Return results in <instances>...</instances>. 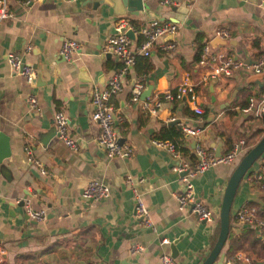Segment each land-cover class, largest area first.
I'll return each mask as SVG.
<instances>
[{"label": "crops", "instance_id": "0c3cea01", "mask_svg": "<svg viewBox=\"0 0 264 264\" xmlns=\"http://www.w3.org/2000/svg\"><path fill=\"white\" fill-rule=\"evenodd\" d=\"M7 2L10 15L0 21V133L8 142L6 156L0 161L4 264H89L91 260L98 264H161L163 253L171 254L179 264H197L215 240L230 173L246 148L263 133L262 120L252 123V117L241 108L250 95L264 90L263 73L246 68L229 76H213L216 64L200 63L201 49L209 43L218 54L243 62L264 56V11L258 0H142L141 9L128 0ZM120 18H127L134 28L169 19L179 29L174 36L175 50L161 53L158 45L168 36L161 37L149 54L150 69L145 73L136 62L123 80L122 90L112 96L117 114L114 129L122 138L120 143H129L136 152L129 157H108L96 141L100 128L91 118L90 92L95 86L104 87L120 66L118 56L101 52L104 40L118 33L115 22ZM217 29H225L228 36L215 35ZM70 39L78 45L71 62L58 53L62 42ZM132 39L134 43L139 36L133 32ZM8 52L18 53L33 66V83L13 70L6 59ZM137 74L144 75V90L150 88L142 98L175 91L185 82L193 85L203 112L197 114L195 103L182 98L165 100L155 115L148 113L140 100L130 98ZM30 94L36 96L38 109L29 106ZM56 108H62L68 117L75 149L52 133ZM169 116L179 122L169 123ZM176 124L182 130L177 140L183 151L178 149L180 158L193 163L199 159L197 146L221 155L241 139L246 141L231 162L210 164L192 178L196 195L214 211L210 223L178 208L177 194L183 184L166 144L172 140L162 138ZM183 126L200 128V132L194 136ZM156 140L164 142L158 145ZM262 164L264 154L243 176L235 193L229 235L222 247L223 264H264V231L235 222L236 210L245 202L259 207L264 218V187L249 178ZM92 179L108 184L106 197L88 200L82 195ZM133 187L141 193L154 227L144 226L135 214ZM27 206L42 209L45 215L32 218ZM134 244L140 249H134Z\"/></svg>", "mask_w": 264, "mask_h": 264}, {"label": "built area", "instance_id": "2783aa9c", "mask_svg": "<svg viewBox=\"0 0 264 264\" xmlns=\"http://www.w3.org/2000/svg\"><path fill=\"white\" fill-rule=\"evenodd\" d=\"M29 2L30 0H25ZM167 2V0H165ZM261 9L264 11V0H258ZM10 15L9 5L7 0H0V21ZM131 22L127 18H120L115 22L118 33L109 35L101 46V52L111 53L119 57L121 63L116 71L109 76L106 85L102 88L95 86L90 92V102L93 105L91 112V118L99 123V132L96 135L97 143L102 146L108 157H129L135 154L136 150L129 143H120V135L114 129V121L117 118L114 107L111 103L112 96H115L122 90L123 80L126 79L127 74L130 72L131 67L135 64L137 55H149L154 46L158 44L161 37L168 36L165 41H162L158 46L159 50L163 54H169L175 50L174 36L177 34L179 25L174 20H152L149 23H143L137 27H133ZM124 28H131L134 33L139 36L138 41L133 43V39L125 33ZM215 35L219 37L228 36V32L225 29H217ZM78 45L70 39L64 40L59 48V55L66 60L71 61L73 53L76 52ZM29 48V45H27ZM8 63L13 70L22 75L27 83H33L35 79V70L29 63L22 61L20 55L16 52H8L6 55ZM199 62L215 63L213 68V76L225 75L229 76L232 72L238 68H246L254 73H263L261 82L264 88V56L254 59L250 62H243L241 60H234L224 54H218L214 51L209 43H205L201 49ZM144 75H135L133 83L130 89V98L133 101H141L142 108L150 114L155 115L157 110L163 106L165 100H180L182 98L192 101L195 104L193 109L197 114L203 112L201 103H198V93L196 88L188 84L187 82L179 85L175 91L166 90L162 94L158 93L154 96L152 94L141 97L144 90ZM28 104L31 108L38 109L37 98L34 94H30L28 98ZM243 112L250 115L253 118L262 120V129L264 132V90L257 95H250L247 99V103L241 108ZM176 119L175 116H169L166 120L171 121ZM53 124L56 129V136L64 142L70 148H76V142L70 136L68 132V117L62 108H56L53 111ZM185 132L197 136L200 132V128H193L183 126ZM158 145H161L164 141L156 140ZM168 148L172 157L176 162L173 164V169L179 174V179L183 184L182 191L177 194L178 208L179 210L187 213L194 214L199 220L210 223L213 220V209L205 204L194 191L192 178L202 172L208 165L216 162L229 163L235 157L238 156L242 145L246 144L244 139H241L238 143L227 152L221 155H214L207 151L204 147L197 146L196 152L199 155V159L193 163L188 159H181L180 152L174 148L172 143L167 142ZM26 152L30 154L32 158V152L30 148L26 147ZM40 169L45 172L40 162ZM193 163V164H192ZM252 173V172H251ZM249 173L250 179H255L259 182L260 187H264V164H262L259 171ZM128 182L132 183V178L127 177ZM134 191V208L135 214L139 217L141 223L144 226L154 227L149 210L145 205L142 195L138 190L133 187ZM109 194V186L106 182L98 179H92L82 190V195L85 198L101 199ZM27 213L32 218H40L45 215L44 210H34L27 206ZM259 207L249 202L243 203L235 213V222L238 226L243 225H256L262 231H264V218L260 215ZM134 249H140L138 245L134 244ZM244 254L238 253L237 256ZM6 260V250L0 246V264H4ZM161 264H179L177 259L169 253H163L160 257ZM89 264H98L97 261L91 260ZM228 264V263H226ZM230 264V263H229Z\"/></svg>", "mask_w": 264, "mask_h": 264}, {"label": "water", "instance_id": "95a60500", "mask_svg": "<svg viewBox=\"0 0 264 264\" xmlns=\"http://www.w3.org/2000/svg\"><path fill=\"white\" fill-rule=\"evenodd\" d=\"M116 1L117 0H113V2ZM128 1L134 2V4H136L135 5L136 9L142 8V0H128ZM124 29H125V33L129 35L131 38H133V30L131 28H124ZM224 42L225 40L222 39V43ZM110 55L111 53H106V56H110ZM62 58L66 60L64 57ZM149 91L150 88L143 90L142 94L144 95L145 93H149ZM177 122H179V119L171 120L169 123H177ZM52 133L56 135L55 126L53 127ZM120 140H122L121 137H119V141ZM7 145H8L7 136H4L3 134L0 133V161L4 156H6L5 153L8 151ZM263 154H264V132L252 144V146L240 156L238 162L236 163L232 172L230 173L222 193V199L219 209L218 230L215 235V240L210 250L207 253H205V255L201 254L199 256V260L197 264H223L224 251H222V247L229 235L231 207L235 193L243 176L247 173V171L254 164V162H256L258 158ZM216 155H220V154L216 153ZM86 199L92 200V198H86ZM173 255H176V253ZM217 258L218 260L217 262H215Z\"/></svg>", "mask_w": 264, "mask_h": 264}, {"label": "trees", "instance_id": "16d2710c", "mask_svg": "<svg viewBox=\"0 0 264 264\" xmlns=\"http://www.w3.org/2000/svg\"><path fill=\"white\" fill-rule=\"evenodd\" d=\"M202 46V43H198L197 44V48L200 49ZM149 56L150 55H137L136 59H135V64L136 62H138V66H140L141 70H143L145 73L150 69L149 67ZM175 136V137H174ZM182 137V130L180 125H172L171 127L168 128V134L167 135H162V138H169L172 140V144L175 146V148L180 149L182 151V149L178 146V141L180 138ZM161 138V139H162ZM165 140V139H164ZM163 140V141H164ZM170 141V140H169ZM249 147V146H248ZM251 147V146H250ZM249 147V148H250ZM249 148H246V150L244 152H246ZM183 152V151H182ZM193 156V155H192ZM260 158V157H259ZM258 158V159H259ZM250 170V169H249ZM248 170V171H249ZM247 171V172H248ZM231 220V218H230Z\"/></svg>", "mask_w": 264, "mask_h": 264}, {"label": "rangeland", "instance_id": "374dc122", "mask_svg": "<svg viewBox=\"0 0 264 264\" xmlns=\"http://www.w3.org/2000/svg\"><path fill=\"white\" fill-rule=\"evenodd\" d=\"M251 121H252V123H259V119L258 118H251ZM232 208V207H231Z\"/></svg>", "mask_w": 264, "mask_h": 264}, {"label": "clouds", "instance_id": "9594fccd", "mask_svg": "<svg viewBox=\"0 0 264 264\" xmlns=\"http://www.w3.org/2000/svg\"><path fill=\"white\" fill-rule=\"evenodd\" d=\"M252 146V145H251Z\"/></svg>", "mask_w": 264, "mask_h": 264}]
</instances>
